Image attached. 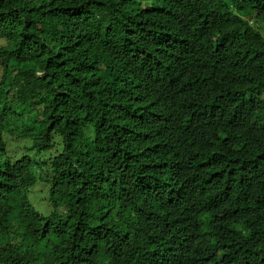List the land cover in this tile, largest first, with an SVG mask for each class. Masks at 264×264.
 Masks as SVG:
<instances>
[{
    "label": "trees",
    "instance_id": "trees-1",
    "mask_svg": "<svg viewBox=\"0 0 264 264\" xmlns=\"http://www.w3.org/2000/svg\"><path fill=\"white\" fill-rule=\"evenodd\" d=\"M0 264H264V0H0Z\"/></svg>",
    "mask_w": 264,
    "mask_h": 264
},
{
    "label": "rangeland",
    "instance_id": "rangeland-1",
    "mask_svg": "<svg viewBox=\"0 0 264 264\" xmlns=\"http://www.w3.org/2000/svg\"><path fill=\"white\" fill-rule=\"evenodd\" d=\"M23 146V143L21 141H17V142H13L9 145V150L10 151H14L17 150L18 148H21ZM29 198L34 206V208L39 211V212H43L46 209V206L41 202V195H39L38 193L35 192V190H32L29 194Z\"/></svg>",
    "mask_w": 264,
    "mask_h": 264
}]
</instances>
